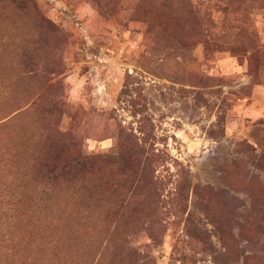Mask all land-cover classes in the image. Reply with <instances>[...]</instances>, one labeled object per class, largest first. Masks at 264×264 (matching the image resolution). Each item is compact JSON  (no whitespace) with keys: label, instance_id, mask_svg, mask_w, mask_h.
Segmentation results:
<instances>
[{"label":"rangeland","instance_id":"obj_1","mask_svg":"<svg viewBox=\"0 0 264 264\" xmlns=\"http://www.w3.org/2000/svg\"><path fill=\"white\" fill-rule=\"evenodd\" d=\"M0 264H264V0H0Z\"/></svg>","mask_w":264,"mask_h":264},{"label":"trees","instance_id":"obj_2","mask_svg":"<svg viewBox=\"0 0 264 264\" xmlns=\"http://www.w3.org/2000/svg\"><path fill=\"white\" fill-rule=\"evenodd\" d=\"M55 162H57V163H52V162H45V163H42V167H44V166H46V167H49V166H51L52 167V164H53V166L56 168V167H59V169H64L67 165H68V163H69V165L71 166V173L74 171V169L77 167H79V163L78 162H66V161H63V160H59V158L57 159V160H55ZM38 161H37V163H35L36 165H38ZM56 165V166H55ZM62 166V167H61ZM55 168H53V169H55ZM59 172V171H58ZM55 173H57V172H55ZM59 176H64L63 177V180L64 181H66V182H75V178H76V176L77 175H75V176H73V177H71V174L70 173H65V172H63V173H61V174H57V175H55L53 178H51L50 180H49V186L50 187H54V185H56L57 186V184L59 183V180L61 179ZM54 190L55 189H52V191L49 193V198H54ZM32 193V192H31ZM5 197L6 198H4L6 201H8V204L11 202V200L10 199H7V198H12V194H10V193H6L5 194ZM9 209H11V208H9V206L6 204H4V207H3V210H2V212L5 214L4 215V217L10 212L9 211ZM31 210H32V208H29V209H25V210H23L24 212H31ZM29 225H30V223H28L27 225H26V228H29ZM13 230V227L12 228H9V231H6V232H3L4 234H7V235H9L10 233H11V231ZM19 232H21L22 233V236H23V240H24V242H28L29 240V237L27 236V232L25 231V230H18ZM29 232V231H28ZM9 237V239L8 240H12L11 239V237H10V235L8 236Z\"/></svg>","mask_w":264,"mask_h":264}]
</instances>
